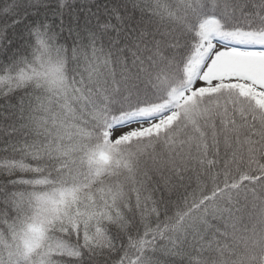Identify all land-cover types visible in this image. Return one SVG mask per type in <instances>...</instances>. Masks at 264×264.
<instances>
[{
    "label": "snow or ice",
    "instance_id": "1",
    "mask_svg": "<svg viewBox=\"0 0 264 264\" xmlns=\"http://www.w3.org/2000/svg\"><path fill=\"white\" fill-rule=\"evenodd\" d=\"M0 264H264V0H0Z\"/></svg>",
    "mask_w": 264,
    "mask_h": 264
},
{
    "label": "trees",
    "instance_id": "2",
    "mask_svg": "<svg viewBox=\"0 0 264 264\" xmlns=\"http://www.w3.org/2000/svg\"><path fill=\"white\" fill-rule=\"evenodd\" d=\"M0 103H2V101H0Z\"/></svg>",
    "mask_w": 264,
    "mask_h": 264
}]
</instances>
